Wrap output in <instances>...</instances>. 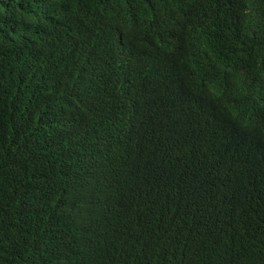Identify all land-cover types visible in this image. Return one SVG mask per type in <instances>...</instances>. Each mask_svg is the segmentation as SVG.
<instances>
[{"label":"trees","instance_id":"trees-1","mask_svg":"<svg viewBox=\"0 0 264 264\" xmlns=\"http://www.w3.org/2000/svg\"><path fill=\"white\" fill-rule=\"evenodd\" d=\"M0 264H264V0H0Z\"/></svg>","mask_w":264,"mask_h":264},{"label":"clouds","instance_id":"clouds-1","mask_svg":"<svg viewBox=\"0 0 264 264\" xmlns=\"http://www.w3.org/2000/svg\"><path fill=\"white\" fill-rule=\"evenodd\" d=\"M126 44V43H123ZM119 45H117L118 53L116 57L111 59V61L114 63L115 67L119 70H121L128 78V81L130 83L133 82L132 75H135L137 69H138V60L133 53L131 46H128L126 44V50L124 52L119 51Z\"/></svg>","mask_w":264,"mask_h":264}]
</instances>
